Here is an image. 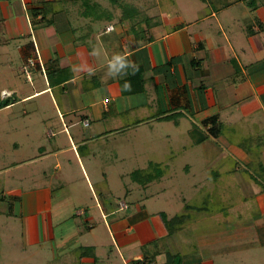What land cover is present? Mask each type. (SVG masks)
<instances>
[{"label":"crops","instance_id":"1","mask_svg":"<svg viewBox=\"0 0 264 264\" xmlns=\"http://www.w3.org/2000/svg\"><path fill=\"white\" fill-rule=\"evenodd\" d=\"M93 1L0 0V100H9L0 108V143L12 146L0 150L9 158L0 167L7 242L19 239V251L33 256L53 246L47 264L63 257L226 264L227 249L257 257L264 252V0ZM117 52L131 53L138 70L105 79ZM74 65L96 72L77 76ZM169 122L200 149L204 177L193 201L181 196L174 212L149 210L148 188L171 168L155 163L161 143L147 137ZM110 136L118 143H103ZM146 155L151 162L139 166ZM153 163L160 171L140 182L137 171Z\"/></svg>","mask_w":264,"mask_h":264},{"label":"rangeland","instance_id":"2","mask_svg":"<svg viewBox=\"0 0 264 264\" xmlns=\"http://www.w3.org/2000/svg\"><path fill=\"white\" fill-rule=\"evenodd\" d=\"M91 1L92 3H94L93 0ZM105 1L107 3V0ZM19 107L20 105L17 106V108ZM19 121H22V119L19 118ZM154 128L158 130V132H155V135H151L153 140H150V138L147 137L146 143H161V150H158L159 152H155L156 154H158V156L155 157V159H158V161L155 163L161 164L164 168L169 166V169L171 168V170L167 172L168 174L164 175L163 180H161L159 184H157L156 181L151 183L148 190L155 193L153 195L154 200L149 203L146 202L147 204L145 205L148 206L147 209L149 210L158 209L166 206L169 209V212H174V209H179L182 206V201H180L181 196H184L185 199L188 200V202L193 201L195 198H197L192 196V194L195 191V184L202 183L201 179L202 177H204L203 168L205 161L202 158L200 149L197 146L194 147L193 144L190 143V140L186 139L184 134L180 132V127H175L171 122H169L158 124V126ZM166 132L170 134V140H166L163 136V134ZM9 140L10 139H6V141L3 140L4 143H0V150L12 151V146L10 144L11 142ZM183 141H187L185 142V148L180 147L181 143H184ZM103 143L118 142L115 140V136H110L107 140L103 141ZM167 143H176L175 148L173 147L169 150L165 147ZM147 147L146 150L148 153L149 150H152V148L150 149L148 147L147 149ZM147 156L148 155L142 156L140 158V160L144 163L141 162V164H143H140L139 166H147L151 162L149 161L151 158ZM8 160L9 158L5 159L0 157V167L6 165ZM155 163L149 165V171H137L136 176L146 177L147 175H155V173H157V171L159 170V168L157 167L158 165H156ZM186 164H189L188 172L184 170ZM123 182L126 185H131L130 179H125ZM138 199L141 200L140 197H138ZM0 232H2V234L4 232L6 239L5 244L0 243V264H47V261L54 257L53 246L46 247L45 251H42L41 254H37L35 256L30 255L29 248V250H27L26 252L21 253L19 250L22 248V242L19 239H16V242L14 244L8 243V230L6 229V231H4V229H0ZM227 250L231 252L229 253L230 259L228 258L226 264H259L262 263L260 262V257H264V252H262L261 250L255 252L257 254V257L252 254L254 252H243L244 256H242V252H235L232 249ZM217 253L222 255V251H220L219 249ZM40 255L42 257H39ZM67 260L68 259L66 257H63L59 264H67Z\"/></svg>","mask_w":264,"mask_h":264},{"label":"clouds","instance_id":"3","mask_svg":"<svg viewBox=\"0 0 264 264\" xmlns=\"http://www.w3.org/2000/svg\"><path fill=\"white\" fill-rule=\"evenodd\" d=\"M102 49H97L94 54H101ZM131 53H113L106 60L105 65V79L111 78H123L129 72H136L138 70V65L130 60L128 57ZM72 72L79 76L80 73L86 72L89 76L94 75L96 72L95 68L89 67L87 65H74L72 67ZM125 90H130L131 85L129 83L124 84Z\"/></svg>","mask_w":264,"mask_h":264},{"label":"trees","instance_id":"4","mask_svg":"<svg viewBox=\"0 0 264 264\" xmlns=\"http://www.w3.org/2000/svg\"><path fill=\"white\" fill-rule=\"evenodd\" d=\"M111 1V3H114V1L115 0H110ZM122 8H123V11L125 12V10H127V9H130L129 8V6H125V5H122ZM8 102H9V100L8 99H2V100H0V108L2 107V106H5L6 104H8ZM211 120H214L215 121V117H210L209 119H207V120H205V122H207V121H211ZM135 176V175H134ZM141 180V179H140ZM149 181V179L147 178V177H145V180L143 179V180H141L140 182H144V183H146V182H148ZM188 207H192V208H195V206H188ZM196 210H201L200 209V207H196L195 208ZM183 216L184 215H180V216H177V219H182L183 218ZM147 261H150V262H152L153 260H147Z\"/></svg>","mask_w":264,"mask_h":264},{"label":"built area","instance_id":"5","mask_svg":"<svg viewBox=\"0 0 264 264\" xmlns=\"http://www.w3.org/2000/svg\"><path fill=\"white\" fill-rule=\"evenodd\" d=\"M111 27H109L108 29H110ZM31 65H33V61H32V59H30L29 61H28V63L25 65V67H24V73L26 74V76H27V78H29L30 76V71H29V67L31 66ZM85 124H87V121L85 122ZM130 264H160V263H158V262H155V261H152V262H150V261H145V260H138V261H134V262H132V263H130Z\"/></svg>","mask_w":264,"mask_h":264}]
</instances>
